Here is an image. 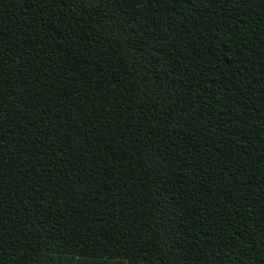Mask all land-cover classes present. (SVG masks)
Here are the masks:
<instances>
[{
	"label": "trees",
	"instance_id": "16d2710c",
	"mask_svg": "<svg viewBox=\"0 0 264 264\" xmlns=\"http://www.w3.org/2000/svg\"><path fill=\"white\" fill-rule=\"evenodd\" d=\"M0 264H264V0H0Z\"/></svg>",
	"mask_w": 264,
	"mask_h": 264
}]
</instances>
